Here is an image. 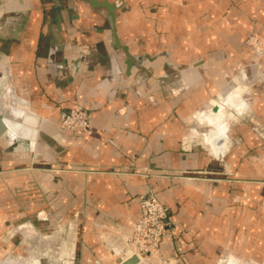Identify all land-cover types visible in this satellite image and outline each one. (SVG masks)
<instances>
[{"label": "crops", "instance_id": "obj_1", "mask_svg": "<svg viewBox=\"0 0 264 264\" xmlns=\"http://www.w3.org/2000/svg\"><path fill=\"white\" fill-rule=\"evenodd\" d=\"M107 1L118 3V43L143 57L140 68H127L105 7L0 0V112L20 124L16 135L0 134V177L31 179L76 222L60 257L48 243L52 255L28 257L56 264L70 250L69 264H120L123 255L110 250L120 246L115 234L132 229L139 195L151 189L169 208L160 241L169 264H264V52L245 43L249 35L264 42V0ZM238 84L244 108L226 113L228 124L223 110L207 108ZM73 105L85 108L88 132L59 126ZM202 114L217 140L226 137L220 157L200 143L182 147ZM22 229L1 254L31 252Z\"/></svg>", "mask_w": 264, "mask_h": 264}, {"label": "rangeland", "instance_id": "obj_2", "mask_svg": "<svg viewBox=\"0 0 264 264\" xmlns=\"http://www.w3.org/2000/svg\"><path fill=\"white\" fill-rule=\"evenodd\" d=\"M245 43L249 45L252 49H253L252 45H259V44L264 45V42L259 40L255 35L247 36L245 38ZM238 86H240L239 89L240 91L239 90L238 91L240 94V99H241L240 101L242 104L241 108L240 109H237L239 107L230 108V106H225V107L223 106L222 108L225 114L220 118L222 119V121L224 120L228 124H229L228 115L226 113H230L232 111L231 116H233L234 113L236 112L239 113L240 110L244 108V103L241 97L244 87L241 86V84L240 85L238 84ZM238 86H234L230 90H227L225 93L219 94L217 98L213 101L214 104L217 103L221 105L222 102H224L223 101L224 96H226L227 93L231 92L235 87ZM177 87L178 86H171V91L173 93L176 92L175 89H177ZM207 109L208 111L213 112L212 106L211 107L209 106ZM203 114H207V113H203ZM203 114L201 116L199 115L200 123L197 122L195 117L193 118L192 131L189 132V134L183 138L182 147L185 148L186 150H190L191 146L194 143H200V145L207 147V151L209 153L213 154L214 156L220 157L224 152V147H225L224 140L226 139V137L224 138V140L219 139L216 141V143H218V147L223 148L222 153H220V151L219 154L212 153L206 139H208L207 136L209 132L214 130L213 127L209 125L207 119H204ZM201 117L203 118L201 119ZM217 120H219V118H217L213 122H217ZM13 177L6 179H4V177H0V218L1 221L7 225L2 230L0 229V247L1 249L2 247L3 248L6 247L7 249L8 248V245L6 244L7 241L13 240L14 243L17 241L16 239V237L18 238L17 232L20 231L19 229H22L23 227L21 225V222L19 223L20 225L19 226L17 221H20V218L24 217L23 220H27L30 223L31 229L28 230L29 228L28 229L23 228L21 231L25 233L24 236H26L28 241L30 242L29 249L31 250L29 251L31 252H27L28 250L26 251L24 250L22 252H20V250L19 251L7 250L3 254H1V250H0V258L7 257L8 260L6 261H8L7 262L8 264H13V263L18 264L21 261L15 258L16 255L19 256L20 258L23 257L24 254H25L24 257L26 256L28 257L30 253H34L35 256H38L37 254H40V256L50 255L51 253L48 251V248L43 246L44 243V241L42 240L43 236H46L48 238H53V240L56 239L55 241L57 240L60 241V238L63 237V235L65 236V233H67L70 236L68 237V239L71 238L72 240L75 235V227H76L75 224L76 222H74L75 218L74 220H72V217L60 208L59 202H57L54 198H51L43 194L41 190L36 186L34 181H32L31 179L29 180L28 178H24V176H20V175L18 176L16 175L15 178ZM37 232L40 233L38 234ZM34 233H37L38 236H40L41 240L37 238H33L32 235H34ZM55 241L51 243H55ZM48 242L49 241L45 243ZM32 248H34V250H32ZM28 258L23 260L26 261L28 260Z\"/></svg>", "mask_w": 264, "mask_h": 264}, {"label": "built area", "instance_id": "obj_3", "mask_svg": "<svg viewBox=\"0 0 264 264\" xmlns=\"http://www.w3.org/2000/svg\"><path fill=\"white\" fill-rule=\"evenodd\" d=\"M252 46L256 55L260 56L264 52V45ZM58 124L62 128H78L82 132H88L90 129L87 112L81 105H74L64 111ZM139 207L140 215L133 223L132 229L127 233L116 232L120 246L111 247V252L123 255L125 261L135 257V264H169L168 258L160 251V241L170 231L169 208L150 189L139 195ZM94 262L98 264V260ZM219 264L242 263L238 259L223 258Z\"/></svg>", "mask_w": 264, "mask_h": 264}, {"label": "water", "instance_id": "obj_4", "mask_svg": "<svg viewBox=\"0 0 264 264\" xmlns=\"http://www.w3.org/2000/svg\"><path fill=\"white\" fill-rule=\"evenodd\" d=\"M85 1L89 2L92 6H102V7L106 8L107 19H108L109 24H110L113 43H114L115 46H121L124 49L125 54H126L125 64L127 65V68L132 66V65H134L136 68H140L142 66V64H143V57L142 56H138V55L135 56V55L130 54L128 52L126 46L120 45L118 43V39H117V35H116V24H115V9L118 6V3L117 2H111L110 3L107 0H101V1H99V0H85ZM212 109L216 110L217 106H212ZM16 128H17V126L15 125V127H12L8 123V121L6 119V116H4L0 112V134L4 130H9L13 134H15ZM28 131L29 132H27L26 136H25L26 139H27V137H34L35 136L34 132H31L30 130H28ZM215 144L218 145V143H216V142H215ZM32 146H33V144H32V141L30 140L29 147L32 148ZM136 260L137 259L135 257H132L128 261H125L124 264H130L132 262H136Z\"/></svg>", "mask_w": 264, "mask_h": 264}, {"label": "bare ground", "instance_id": "obj_5", "mask_svg": "<svg viewBox=\"0 0 264 264\" xmlns=\"http://www.w3.org/2000/svg\"><path fill=\"white\" fill-rule=\"evenodd\" d=\"M240 89V87H236V88H234L232 91H231V94H229L228 96H226V98H223V101L224 102H222V104L220 105V104H217V103H215L214 104V106H217V109L216 110H214V109H212L214 112H217V111H222L223 109V106L225 107V106H230V107H233V104L235 103V102H237L238 101V96H239V90ZM239 90V91H238ZM242 90V89H241ZM241 107H239V108H237V109H240ZM29 113L30 112H28L27 110H25L24 111V113H23V121H25L27 118H28V116H30L29 115ZM36 117V116H35ZM11 119V118H10ZM35 120H37V117L35 118ZM35 120H34V122H35ZM8 123L12 126V127H15V125L17 126V128H16V133H17V131L19 130V126H20V124L18 123V122H16V123H13L12 121V119L11 120H9V118H8ZM11 121V122H10ZM34 126V125H33ZM31 132H34L35 133V136L34 137H27L28 139H30L31 141H32V144H33V142H34V139L36 138V128H32L31 130H30ZM29 132V131H28ZM16 135V134H15ZM24 136H26V133L24 134ZM207 138H209L210 139V141H211V144H213L214 146H215V148L217 149V146L218 145H216L215 144V142L217 141V136H216V134L213 132V131H211V132H209V134H208V136H207ZM56 239H54L53 240V238H48L47 237V239H43V241H44V243H43V245H46L47 246V243H45V242H47V241H49L48 243L49 244H51L52 245V247L55 249V252H56V254L57 255H59V257L61 256L60 255V252H63L64 251V248H65V245H68L67 243H64V241L60 238V241L59 240H57V241H55ZM53 241H55V243H51V242H53ZM68 247V246H67ZM69 248V247H68ZM68 258H71V252H70V250L68 251V253H67V260L65 261L64 259H65V257H63V258H61L60 259V262H58V263H56V264H69V259ZM0 260H1V262L2 261H6V260H8L7 259V257H5V258H0ZM123 261V260H122ZM121 261V263L120 264H124L123 262ZM137 261V260H136ZM19 262V261H18ZM26 263L27 264H34V260L33 259H28V260H26ZM37 263V262H36ZM18 264H24L22 261H20ZM38 264V263H37ZM51 264H55V263H51Z\"/></svg>", "mask_w": 264, "mask_h": 264}]
</instances>
